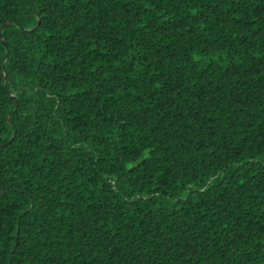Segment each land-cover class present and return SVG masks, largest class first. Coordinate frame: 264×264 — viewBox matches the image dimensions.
<instances>
[{
  "label": "trees",
  "instance_id": "16d2710c",
  "mask_svg": "<svg viewBox=\"0 0 264 264\" xmlns=\"http://www.w3.org/2000/svg\"><path fill=\"white\" fill-rule=\"evenodd\" d=\"M0 264H264V0H0Z\"/></svg>",
  "mask_w": 264,
  "mask_h": 264
},
{
  "label": "water",
  "instance_id": "95a60500",
  "mask_svg": "<svg viewBox=\"0 0 264 264\" xmlns=\"http://www.w3.org/2000/svg\"><path fill=\"white\" fill-rule=\"evenodd\" d=\"M7 58H8V54H7L6 57L4 58V64H5V62L7 61Z\"/></svg>",
  "mask_w": 264,
  "mask_h": 264
}]
</instances>
